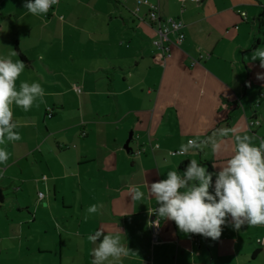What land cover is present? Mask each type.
Segmentation results:
<instances>
[{"label": "crops", "instance_id": "crops-1", "mask_svg": "<svg viewBox=\"0 0 264 264\" xmlns=\"http://www.w3.org/2000/svg\"><path fill=\"white\" fill-rule=\"evenodd\" d=\"M149 1L184 24L164 60L141 19L147 6L133 12L136 0H59L41 16L25 0H0V57L17 51L13 60L25 63L17 86L45 91L28 111L13 106L21 139L0 146L9 152L0 165V264H92L88 237L117 227L132 252L106 264H243L248 253L251 264L264 249V225L236 230L230 217L218 240L161 219L153 242L149 212L158 205L147 186L170 170L182 175L190 159L214 186L233 140L220 129L255 136L257 146L264 138V79L256 78L264 69L251 60L264 47V0ZM251 118L259 123L249 128ZM190 140L204 143L170 153ZM134 185L142 202L129 196Z\"/></svg>", "mask_w": 264, "mask_h": 264}, {"label": "clouds", "instance_id": "clouds-1", "mask_svg": "<svg viewBox=\"0 0 264 264\" xmlns=\"http://www.w3.org/2000/svg\"><path fill=\"white\" fill-rule=\"evenodd\" d=\"M59 0H25L23 7L33 15L47 14ZM18 57V52L11 49L7 56L0 57V146L21 139L18 125L13 119V106L28 111L37 100L42 101L44 89L38 82L17 80L25 69V63ZM260 61L264 69V47L256 48L251 60ZM257 79H264V73H257ZM232 133L231 154L215 174L213 186L212 173L201 166L196 159H190L181 175L176 170L167 171L166 179L148 185L150 194L158 207L149 214H156L152 222L159 227L160 220L174 221L177 228L185 234H199L212 240H218L222 226L231 218L232 227L239 230L244 224L250 227L264 225V138L258 146L253 143L255 136L240 134L231 129H220V136ZM204 142L190 140L181 155L189 149L199 150ZM212 152L219 153L221 145L211 141ZM9 152L0 147V165L7 166ZM213 186V193L209 187ZM132 201H143L144 193L139 186L129 190ZM98 206L87 208L89 214H95ZM122 230L117 227L114 233L97 231L88 239L95 245L92 249V264H106L111 259L119 260L132 252L121 241ZM264 244V239L258 241Z\"/></svg>", "mask_w": 264, "mask_h": 264}, {"label": "built area", "instance_id": "built-area-1", "mask_svg": "<svg viewBox=\"0 0 264 264\" xmlns=\"http://www.w3.org/2000/svg\"><path fill=\"white\" fill-rule=\"evenodd\" d=\"M194 1H199V0H194ZM142 4L147 6V11L145 16L141 19L154 29L155 38H153L152 40V45L157 50L160 51L162 55V59L164 60L165 58L171 55L170 52L171 45L179 44L184 38L185 36L183 31L184 24L178 18H174V17L161 18L159 14L158 5L150 2L149 0H136V5L133 9V12L135 14L138 13L140 9V5ZM54 6H52V8H50L49 11L52 10ZM194 62L195 60L192 63ZM72 87L75 92L77 93L81 92L80 86H78L77 84H73ZM258 123L259 121L256 118H251L250 120H248V127L250 128L251 126ZM170 153L171 154L181 153V151L176 150V151H171ZM38 197L42 198L43 193L39 192ZM153 209H151L150 212ZM156 219H157L156 214L152 213L150 215V236L153 242L158 241L159 230H160V224L159 227H156L152 224V222L155 221ZM261 239H264V236ZM261 245L264 248V244Z\"/></svg>", "mask_w": 264, "mask_h": 264}, {"label": "rangeland", "instance_id": "rangeland-1", "mask_svg": "<svg viewBox=\"0 0 264 264\" xmlns=\"http://www.w3.org/2000/svg\"><path fill=\"white\" fill-rule=\"evenodd\" d=\"M32 206L34 207L33 203H32ZM257 245H259V244L257 243ZM9 258H11V257H9ZM250 258H251V255H250V253H248L243 264H249L248 261L250 260ZM6 263L7 264H15V260H9ZM251 264H264V249H262L260 251L258 258L255 259Z\"/></svg>", "mask_w": 264, "mask_h": 264}, {"label": "trees", "instance_id": "trees-1", "mask_svg": "<svg viewBox=\"0 0 264 264\" xmlns=\"http://www.w3.org/2000/svg\"><path fill=\"white\" fill-rule=\"evenodd\" d=\"M0 198H1V194H0Z\"/></svg>", "mask_w": 264, "mask_h": 264}]
</instances>
